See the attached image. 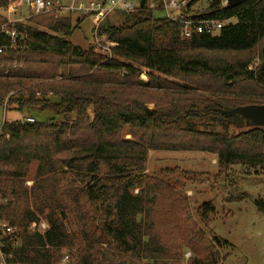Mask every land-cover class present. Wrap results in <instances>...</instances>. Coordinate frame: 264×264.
<instances>
[{"label": "trees", "instance_id": "1", "mask_svg": "<svg viewBox=\"0 0 264 264\" xmlns=\"http://www.w3.org/2000/svg\"><path fill=\"white\" fill-rule=\"evenodd\" d=\"M12 1L0 0V10ZM198 1L184 14L224 22L216 34L183 38L179 21L147 4L118 10L99 29L116 44L111 58L69 39L89 15L49 12L15 24L26 46L0 56V106L35 118L0 132V220L19 228L15 261L60 264L68 253L69 264H182L190 251L187 264H223L229 242L193 220L181 187L146 172L149 151H200L216 155L219 171L264 173V127L233 130L219 111L264 104V69L250 68L262 60L264 0H211L194 12ZM8 20L0 12V27ZM256 204L264 212L263 198ZM215 211L206 202L200 218Z\"/></svg>", "mask_w": 264, "mask_h": 264}, {"label": "rangeland", "instance_id": "2", "mask_svg": "<svg viewBox=\"0 0 264 264\" xmlns=\"http://www.w3.org/2000/svg\"><path fill=\"white\" fill-rule=\"evenodd\" d=\"M152 1L156 2L150 0V2ZM167 1H175L178 5L184 0ZM210 1L199 0L191 9L194 12L204 11ZM224 4H226V0H224ZM170 11L171 15L179 13L177 8L170 9ZM0 12L6 14L8 19L13 20L25 15L27 10L22 9L14 12L1 9ZM154 13L157 17H167L164 8L155 9ZM75 15L73 16L75 17ZM120 18L114 16L112 20L114 23L117 22L115 24H119ZM229 22H237V19L233 18ZM93 27L94 20L88 16L69 39L75 44L87 47L93 40ZM262 61L263 59L255 57L250 68H257L262 65ZM141 79L147 80L145 70ZM3 116H7L8 119H23L28 116V113L5 112L0 106V118ZM43 116L50 115L45 113ZM238 127L246 129L247 125L232 126V129L235 130ZM124 137L131 138L128 130L125 131ZM36 167L35 164L31 167L27 180L32 184ZM175 167H179L187 173L168 174L164 172L165 168ZM146 172L158 174L165 180L174 182L181 187L191 201L193 220L206 229L212 238L218 236L229 242L228 246L221 249V253L225 257L223 264H264V212L259 211L256 204L258 198L261 197L264 200V173L255 174L254 169L243 165H234L219 171L216 155L200 151H149ZM137 192L138 190H135V193ZM244 192H247L249 197L243 201L227 202L225 200L230 196H238ZM206 202H211L216 211L209 214L208 220H202L199 208ZM42 223H46L45 217L42 218ZM190 255L191 252L186 251L182 264H187Z\"/></svg>", "mask_w": 264, "mask_h": 264}, {"label": "built area", "instance_id": "3", "mask_svg": "<svg viewBox=\"0 0 264 264\" xmlns=\"http://www.w3.org/2000/svg\"><path fill=\"white\" fill-rule=\"evenodd\" d=\"M156 2L146 0V4L151 9H163L166 11L167 17L177 20L182 25L181 35L183 38H190L194 33H209L216 34L223 27L224 22L213 19H193L188 15H185L183 8L187 5L186 0L182 1L178 5L175 1L168 2L167 0H155ZM141 0H16L10 2L8 6L9 11L17 12L22 9L28 11L27 16H20L17 19H9V23L12 24L9 27L4 24L0 27V56L6 54L10 50L23 49L26 46V34L21 33L16 28L15 24L23 22L33 15H39L49 12H56L57 15L63 16L67 14L89 15L94 20L93 27V46L101 49L110 54L112 57L111 49L116 44L109 41L106 36L99 34V29L102 23L108 16L112 15L115 11L123 10L126 12H133L140 7ZM145 4V5H146ZM177 8L179 13L177 15H171L170 9ZM7 72V70H5ZM6 103H4L3 109L5 110ZM6 112V110H5ZM13 120H19L21 123L29 122L34 123L35 118L33 116H26L23 119H8L7 116L0 118V132L5 123H10ZM28 186H31L30 181L26 182ZM47 222L42 223L41 227L45 229ZM36 224H32L35 227ZM19 234V228L13 226L8 220H0V264H22L19 261L14 260V249L18 245L16 236ZM72 260L70 254L65 253L61 259L60 264H69Z\"/></svg>", "mask_w": 264, "mask_h": 264}, {"label": "water", "instance_id": "4", "mask_svg": "<svg viewBox=\"0 0 264 264\" xmlns=\"http://www.w3.org/2000/svg\"><path fill=\"white\" fill-rule=\"evenodd\" d=\"M247 0H226V6H236ZM146 0H141L140 7H144ZM262 69H264V40L262 47ZM224 117L232 119L234 124L242 126L243 124L253 127H264V104H252L238 106L229 110H219Z\"/></svg>", "mask_w": 264, "mask_h": 264}, {"label": "crops", "instance_id": "5", "mask_svg": "<svg viewBox=\"0 0 264 264\" xmlns=\"http://www.w3.org/2000/svg\"><path fill=\"white\" fill-rule=\"evenodd\" d=\"M65 1V0H64ZM66 1H68V0H66ZM27 14H28V11H27V13L25 14V15H23L24 17L25 16H27ZM20 17V16H19ZM75 17H78V20H79V16H75ZM82 23V22H81ZM81 25V24H80Z\"/></svg>", "mask_w": 264, "mask_h": 264}]
</instances>
